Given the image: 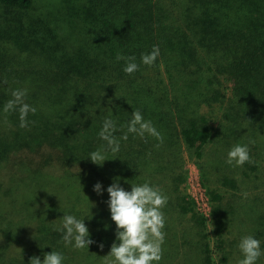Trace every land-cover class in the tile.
<instances>
[{
	"label": "trees",
	"instance_id": "obj_1",
	"mask_svg": "<svg viewBox=\"0 0 264 264\" xmlns=\"http://www.w3.org/2000/svg\"><path fill=\"white\" fill-rule=\"evenodd\" d=\"M154 45L159 57L143 65ZM117 54L134 56L139 71L126 74ZM17 89L36 108L27 128L18 109L3 111ZM135 110L163 144L128 134L118 153L92 163L90 153L107 149L98 136L103 121L116 122L119 139ZM236 144L248 145L250 163H226ZM43 150L56 152L62 173L43 168L51 155L34 167L20 163L23 174L0 182V264L43 261L51 251L63 264H104L99 245L116 235L107 204L116 178L126 191L150 182L168 197L164 256L188 244L198 264H232L224 192L264 179V0H0V172L14 168L12 158ZM189 159L207 212L186 193ZM63 215L84 220L95 241L89 249L65 246L56 230ZM259 230L256 239L264 224Z\"/></svg>",
	"mask_w": 264,
	"mask_h": 264
},
{
	"label": "clouds",
	"instance_id": "obj_2",
	"mask_svg": "<svg viewBox=\"0 0 264 264\" xmlns=\"http://www.w3.org/2000/svg\"><path fill=\"white\" fill-rule=\"evenodd\" d=\"M160 55L158 45H154L150 53L141 55L143 65L151 67ZM134 56H123L117 54V61H125L123 71L134 74L139 71L140 66L135 62ZM3 83H7L4 81ZM26 89L12 91V98L3 107L5 114L16 111L19 112L20 127L27 128V116L31 112L35 114L36 108L25 102ZM125 132L119 139L114 135L118 131L116 122L111 118L103 121L102 128L98 133L99 138L106 142L107 149L103 146L90 153L89 158L92 163L102 165L106 158V151L112 154L120 151V140L127 141L128 134H134L144 139L146 136L154 137L163 144L164 137L156 129L150 120H145L140 110H135L131 114V119L126 125ZM254 144L255 141H249ZM251 162L250 149L248 145L236 144L227 153L226 163L231 166L241 167L245 163ZM125 183H128L125 181ZM93 191L98 195L102 194V185L97 183ZM109 200L107 201L111 220L116 225V240L113 243L108 255L104 258V264H159L163 256L162 245L165 241L166 233L163 231L166 218L163 209L168 203V197L157 186L150 182L143 184H131V191H126L121 187L119 178L107 188ZM247 198L248 193H242ZM88 199V197H87ZM89 201V199H88ZM94 205H92L93 207ZM63 232V242L65 246H72L76 250L89 249L95 243L90 238L89 229L84 220L77 219L74 215H63L61 225L56 229ZM103 250V244L99 245ZM238 249L242 258L237 264H257L259 258L264 255L261 250V242L252 235L241 237ZM64 256L58 251L45 253L43 261L39 257H32L29 264H63Z\"/></svg>",
	"mask_w": 264,
	"mask_h": 264
},
{
	"label": "rangeland",
	"instance_id": "obj_3",
	"mask_svg": "<svg viewBox=\"0 0 264 264\" xmlns=\"http://www.w3.org/2000/svg\"><path fill=\"white\" fill-rule=\"evenodd\" d=\"M56 152L53 150L49 151H40L36 154L33 153H24L18 156L16 161H13L14 158L10 160L9 166H12L14 168L12 169H3L0 172V182L3 183V180H7L10 177L11 174H17L21 175L23 172H19L20 170H17L20 163L29 162L26 163L28 166L34 167V163H40L43 164L44 161H46L48 156L54 157V159L47 160L48 162L43 166L46 171L53 173V174H60L63 172V166L57 161ZM213 167H216L215 164L218 163V159L215 157L211 158ZM14 164V165H13ZM187 169H188V180L186 184V193L187 195L192 196V198L195 201V205L197 209H201L202 211L207 212L206 207V196H205V190L203 189L201 185V173L195 164L194 161L188 160L187 162ZM261 183V184H260ZM248 193L247 198H245L242 193ZM224 204L225 206H229V210L232 211L233 214L230 215V223L228 225V235L227 239L231 245V251H232V264H237L238 260L242 258V255L238 249V244L241 239V237L246 235H252L255 237L261 224H264V179L262 182H257L256 187H245L238 191H228L224 192ZM182 224L184 226H190L187 219H182ZM261 232V231H260ZM116 235L112 234L105 246L103 248V254L108 255L111 249V245L115 242L118 243L116 240ZM262 236H264V232H262ZM264 237L257 238L261 242V247L264 242ZM189 239V238H188ZM263 240V241H262ZM180 245V242H179ZM182 247V245H181ZM192 249V250H191ZM190 249L188 244H185L184 247H182L178 252L174 253L170 256H162L161 261L159 264H183L187 259H191L192 262H189L190 264H198V256L191 257L192 253H194L195 248L194 246ZM194 250V251H193ZM186 255V258L183 261L181 259L183 256ZM257 264H264V255H262L259 260L257 261Z\"/></svg>",
	"mask_w": 264,
	"mask_h": 264
},
{
	"label": "built area",
	"instance_id": "obj_4",
	"mask_svg": "<svg viewBox=\"0 0 264 264\" xmlns=\"http://www.w3.org/2000/svg\"><path fill=\"white\" fill-rule=\"evenodd\" d=\"M206 200H207V198H206ZM206 207H207V210H208V205H207V202H206Z\"/></svg>",
	"mask_w": 264,
	"mask_h": 264
}]
</instances>
